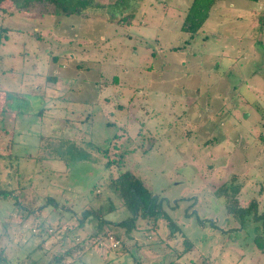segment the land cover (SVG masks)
Listing matches in <instances>:
<instances>
[{"label": "rangeland", "instance_id": "374dc122", "mask_svg": "<svg viewBox=\"0 0 264 264\" xmlns=\"http://www.w3.org/2000/svg\"><path fill=\"white\" fill-rule=\"evenodd\" d=\"M50 1L0 10V264H264V217L227 209L264 213V0L218 1L193 35L191 0ZM125 171L174 238L167 219L110 224L132 216ZM109 228L54 260L68 232Z\"/></svg>", "mask_w": 264, "mask_h": 264}, {"label": "trees", "instance_id": "16d2710c", "mask_svg": "<svg viewBox=\"0 0 264 264\" xmlns=\"http://www.w3.org/2000/svg\"><path fill=\"white\" fill-rule=\"evenodd\" d=\"M9 1L14 0H0V10L3 9L4 4ZM26 6L32 0H19ZM34 1V0H33ZM38 1V0H36ZM42 1V0H41ZM221 0H191L190 6L185 15L181 30L183 32L189 33L191 35L197 33L204 25L205 21L209 18L212 8L215 4ZM258 1V0H251ZM57 2L56 0H51L50 3ZM63 12H69L66 7H63ZM121 161L116 159H109L106 164L108 166H113V164H119ZM113 185L119 191L121 197L124 200L126 209L132 213V216L128 219L122 221H112L110 224L112 226H120L125 227L126 229H133L136 227L137 220L140 219H151L154 225V228L157 227L158 221L161 219L168 220V228L169 233L167 235L168 238H174L178 232H180L179 226L173 221V219L167 214V212L162 207V202L159 201V197L157 195H153V193L148 190L142 180L137 178L129 171H125L120 173L117 177L112 180ZM237 190V189H235ZM234 190V191H235ZM11 191L1 190L0 189V198L7 197V193ZM16 204L18 202L16 201ZM19 205V204H18ZM228 212L238 219H243L245 217H253V219H258L259 217H264V213H257V205L255 201H252L248 206H242L238 204L236 199H233L227 205ZM89 211H84L83 218L87 219L89 216ZM28 217V214H24L22 216V220L25 221ZM100 224L105 221V219L99 218ZM52 227L51 224L45 225L41 223L38 225L39 232L37 235L41 236L42 242L46 241V235H49V229ZM112 227V228H113ZM112 228L106 229L104 232H88L84 235L83 238H80L77 235L71 236L70 232L67 233L71 239L70 247H60V251L56 252L54 260L59 261L61 259H73V258H81L88 251L92 250L96 245H98L101 241V237L104 235H111L112 233H108ZM113 230V229H112ZM46 234V235H45ZM112 237V236H111ZM117 239V238H116ZM185 249H189L191 244L189 241L184 240ZM67 246V244H66ZM131 250V249H130ZM168 264H179L177 261H171ZM200 264H207L202 262Z\"/></svg>", "mask_w": 264, "mask_h": 264}, {"label": "built area", "instance_id": "2783aa9c", "mask_svg": "<svg viewBox=\"0 0 264 264\" xmlns=\"http://www.w3.org/2000/svg\"><path fill=\"white\" fill-rule=\"evenodd\" d=\"M117 244H118V241L114 242V244H113V245H114V246H116Z\"/></svg>", "mask_w": 264, "mask_h": 264}]
</instances>
